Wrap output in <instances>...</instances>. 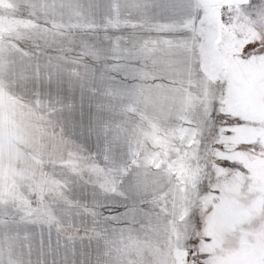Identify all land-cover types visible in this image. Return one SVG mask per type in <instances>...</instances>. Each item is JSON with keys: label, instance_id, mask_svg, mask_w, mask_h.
<instances>
[{"label": "snow or ice", "instance_id": "1", "mask_svg": "<svg viewBox=\"0 0 264 264\" xmlns=\"http://www.w3.org/2000/svg\"><path fill=\"white\" fill-rule=\"evenodd\" d=\"M75 8L81 19L97 15L101 9L108 17L113 12L119 17L121 11H125L133 21L132 27L144 37L142 51H159L179 58L170 75L187 76L189 80L197 75L215 80L219 85V99L204 96L196 106L198 114L194 115L192 110L186 112L184 123L173 130L172 142L162 145L154 155L141 159L136 148L130 145L128 153H120L117 158L118 134L113 133L109 140L107 126H103V164L96 159V152L82 155L87 151L83 145H78L77 151H70L69 163L82 165L73 167L72 173L83 179V171L88 169L90 178L86 183L98 188L99 194L97 198L94 192L91 201L71 200L65 196L68 207L63 212L67 221L57 216L56 209L42 197L17 200L12 196L13 185L8 186L7 194L0 189V264H24L25 248L27 264H32L33 252L37 253L36 264H48L45 257H54L52 264H77L78 244L79 264H106L99 254L95 261L90 256L85 258L84 242L91 245L107 236L110 230L115 231L117 226L151 224L154 217L142 207L146 204L160 209L155 213L156 227L161 228L162 221V230L170 236L156 264H264V246L258 255H250L255 234L243 228L248 214L255 213V201L248 203L249 194L260 197L264 213V185L257 188L253 170L232 155L243 151L253 155L264 153V143L258 137L230 148L225 140L245 125L255 127L264 123V119H249L248 113L251 89H254L261 116H264V35L240 47L239 58L247 69L246 77L241 79L227 69L229 46L236 45L225 31L234 28V21H264V0H236L235 4L224 0H125L124 3L105 0L103 6L90 0L87 6L77 4ZM227 12L235 15L226 16ZM108 24L112 25V30L121 31L117 27L118 19L115 22L108 19L106 32ZM24 56L29 61L24 68L25 79L34 85L35 102L37 106L43 103L50 114H55L57 108L51 99H43L42 88L50 89L67 82L66 95L56 97L55 102L60 105L59 110L66 111L71 118L76 109L73 94L79 87V126L83 135L84 94L100 92L105 75L101 73L98 78L95 68L91 74L81 72L76 67L79 60H73V66L69 67L62 57L49 56L41 60L36 56L33 68L32 57L28 53ZM126 70L119 68V71ZM105 72L109 74L111 89L110 82L115 79L111 76L113 68L106 65ZM119 86L122 93L131 95V86L122 82ZM228 107L232 110H225ZM88 131H93L91 124ZM149 173L154 176L151 183L146 179ZM71 183V179H67L64 188L68 189ZM120 200L126 203L121 204ZM73 208L77 209L78 218L84 217L82 222L72 223ZM231 237L239 241L235 252L228 248ZM135 246L139 250V242ZM16 249H21V258H14ZM121 259L122 264H128L122 251Z\"/></svg>", "mask_w": 264, "mask_h": 264}, {"label": "rangeland", "instance_id": "2", "mask_svg": "<svg viewBox=\"0 0 264 264\" xmlns=\"http://www.w3.org/2000/svg\"><path fill=\"white\" fill-rule=\"evenodd\" d=\"M89 2L90 0H0V189L7 194L8 186L13 185L12 196L17 200L42 197L52 204L56 209L55 214L65 221L68 220L63 212L68 207L65 196L71 200L91 201L94 199V192L97 193V198L99 194L98 188L86 183L90 178L88 169H84L83 179L72 173L73 167L82 165L69 163L72 159L68 155L70 151H77V146L83 145L87 151L82 155L96 152V159L103 164V126H107L109 140L113 133L118 134L115 147L117 158L120 153L126 155L130 145L136 148L141 159L154 155L162 145L172 142L175 136L173 130L184 123L186 112L192 110L194 115L198 114L196 106L204 96L219 99V85L215 80L197 75L191 80L187 76L170 75L172 66L179 63V58L165 56L159 51H142L144 37L132 27L133 21L125 11L122 10L119 17L115 12L108 17L101 9L97 15L79 18L75 5L87 6ZM92 2L103 6L105 0ZM116 2L124 3L125 0ZM224 2L235 4L236 0ZM234 15V12L226 13V16ZM109 18L114 22L119 20L117 27L121 31L112 30L110 24L107 25L108 31H105ZM233 23L234 28L225 29L236 45L229 46L227 69L244 79L247 69L239 58L240 47L247 41L257 40L264 35V21L253 20L248 23L241 20ZM25 53L32 57L33 68L36 56H40L41 60L49 56L62 57L69 67L73 66V60H79L76 67L81 72L91 74L95 68L98 78L101 73L105 75L104 87L100 92L93 94L86 91L84 94L83 135L79 126V87L73 94L76 109L71 118L66 111L61 112L60 105L55 102L56 97L66 95L67 82L53 85L50 89L46 86L42 88L45 93L43 99H51L55 104V114H50L43 103L37 106L33 95L34 85L25 79L24 68L29 63ZM106 65L113 68L111 76L115 77L110 82L111 89L107 79L109 74L105 72ZM122 67L127 70L119 71ZM119 82L132 87L131 95L121 92ZM225 110L231 111L232 108ZM90 124L92 132L88 131ZM184 126L187 127V124ZM251 127L254 126L245 125L233 136L226 137L228 146L235 148L241 142L256 140L258 137L264 143V135L252 134ZM256 129L264 131V123L255 126L254 130ZM232 155L251 168L255 176V163L264 161V153L261 152L253 155L249 151H243ZM151 171L154 173L156 169L153 167ZM67 179H71L72 183L65 189ZM146 179L151 183L154 176L149 173ZM61 192L64 193L63 196ZM250 197L249 195V202ZM118 202L126 203L123 200ZM142 207L152 213L154 218L151 224L146 223L143 227L139 223L117 226L115 231L110 230L107 236L93 241L91 245L85 241V258L90 256L95 261L99 254L106 264H122V251L128 264H156L157 258L166 250L170 236L162 230V221L161 228L156 227L155 213L160 212V209H153L147 204ZM76 211V208L72 209V223L84 220L83 216L78 218L75 215ZM243 228L255 234L252 243L255 250L253 252L257 255L260 247L264 246V213L261 206L249 220H244ZM137 242L140 244L139 250L135 246ZM79 252L78 244L77 264L80 260ZM14 258H21V249L15 250ZM22 259L27 264V248L23 249ZM45 259L48 264H52L54 257ZM36 261L37 253L33 252L32 264H36Z\"/></svg>", "mask_w": 264, "mask_h": 264}, {"label": "bare ground", "instance_id": "3", "mask_svg": "<svg viewBox=\"0 0 264 264\" xmlns=\"http://www.w3.org/2000/svg\"><path fill=\"white\" fill-rule=\"evenodd\" d=\"M251 91H252V99L249 101V105H248V113L250 114L249 118L250 119L254 118V119H257L259 121V120L264 119V116H261V108H260V106H259V104L257 102L255 90L251 89ZM250 132H252V134L253 133L254 134L261 133L262 135H264V131H262V130L260 131L258 129L254 130V127L250 128ZM255 168H257V175L255 176L256 177V181H257L256 187L259 188L260 186L264 185V161L256 162L255 163ZM249 195L251 196V194H249ZM250 198H251V201L250 202L248 201V203L251 204L253 202V200H254L255 201V210H258V208L260 207V197L259 196H255V197L251 196ZM251 215H252V213H249L248 216L245 218V220H249ZM259 231H260V229H259ZM260 236H262V235H260ZM260 239H261V237H260ZM262 242L264 243V241H262ZM254 243H255V241H254ZM238 246H239L238 239L237 238L234 239L233 237H231L230 240H229L228 248H230L233 252H235V251L238 250ZM253 251H255V250L252 248L250 250V255L256 256ZM258 254H259V252H258ZM228 255H229L230 258H233V257H231L230 253Z\"/></svg>", "mask_w": 264, "mask_h": 264}]
</instances>
